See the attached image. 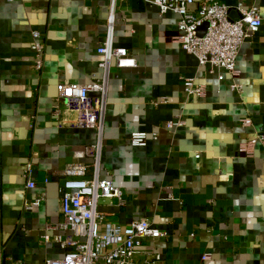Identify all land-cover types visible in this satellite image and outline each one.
I'll list each match as a JSON object with an SVG mask.
<instances>
[{"label": "crops", "instance_id": "crops-1", "mask_svg": "<svg viewBox=\"0 0 264 264\" xmlns=\"http://www.w3.org/2000/svg\"><path fill=\"white\" fill-rule=\"evenodd\" d=\"M212 1L260 11L262 25L243 43L236 77L201 67L181 48L174 12L161 15L146 0H116V45L137 67L110 70L101 176L112 177L126 202L101 199L98 211L121 229L146 218L167 234L142 239L136 264L156 254L160 264H202L204 255L207 264H264V147L241 151L264 134V0ZM110 6L111 0H0V264H43L65 254L55 238L68 233L46 231L62 221L64 179L57 173L90 163L85 151L95 135L71 126L70 115L60 123L54 99L61 85L103 77L97 49ZM35 31L44 46L41 69ZM184 79L203 85L205 95L189 96ZM135 132L147 133L145 147L131 145Z\"/></svg>", "mask_w": 264, "mask_h": 264}, {"label": "built area", "instance_id": "built-area-1", "mask_svg": "<svg viewBox=\"0 0 264 264\" xmlns=\"http://www.w3.org/2000/svg\"><path fill=\"white\" fill-rule=\"evenodd\" d=\"M17 1V0H10ZM159 9L161 15L171 11L178 16L179 35L176 42L187 53L195 56L201 67L211 65L226 70L236 77L237 58L247 38L257 32L262 25L258 8L236 11L239 19L230 17L231 9L212 0H146ZM116 0H111L110 14L104 39L97 49L102 57L100 67L104 71L101 79L89 84L68 83L61 85L54 99L53 115L63 123L66 115L72 117L70 125L76 128L94 131L95 142L86 147V155L91 160L88 164H68L57 173L64 180L60 188L62 221L46 226V231L66 232L55 241L65 250L61 258L48 259L43 264H136L135 259L142 239L156 242L167 234L154 227L146 218L135 220L127 229L108 223L99 213L101 199L116 201L125 205L123 191L115 184L110 175L101 176L102 150L104 147L105 116L108 104V82L111 67L120 70L137 67L136 59L122 46L116 45L115 27ZM35 40L33 50L36 52V68L43 67L44 46L39 39L41 34L33 32ZM184 89L189 96L203 97L205 87L195 79H184ZM233 91L242 92L240 85H233ZM244 126H251L250 119L242 120ZM172 123L167 125L172 127ZM145 132H135L130 136L134 147H145L148 143ZM258 145L264 147V134L255 135L250 141L241 145V151L252 154ZM32 172V165H27V173ZM28 188H34L31 180ZM42 197L29 202L26 210L38 206ZM46 242L49 235H44ZM209 255L203 256L202 264H207ZM159 254L145 259L143 264H160ZM19 264H27L20 262Z\"/></svg>", "mask_w": 264, "mask_h": 264}, {"label": "water", "instance_id": "water-1", "mask_svg": "<svg viewBox=\"0 0 264 264\" xmlns=\"http://www.w3.org/2000/svg\"><path fill=\"white\" fill-rule=\"evenodd\" d=\"M235 13H236V11H231L230 17H231L232 20L237 21L239 19V17H236Z\"/></svg>", "mask_w": 264, "mask_h": 264}]
</instances>
